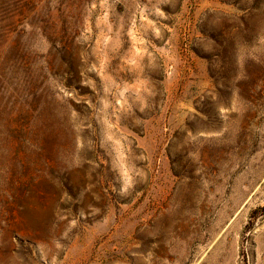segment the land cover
<instances>
[{
  "label": "rangeland",
  "instance_id": "obj_1",
  "mask_svg": "<svg viewBox=\"0 0 264 264\" xmlns=\"http://www.w3.org/2000/svg\"><path fill=\"white\" fill-rule=\"evenodd\" d=\"M0 264H264V0H0Z\"/></svg>",
  "mask_w": 264,
  "mask_h": 264
}]
</instances>
